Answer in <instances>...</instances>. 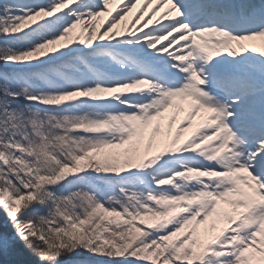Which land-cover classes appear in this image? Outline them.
I'll return each mask as SVG.
<instances>
[{
    "label": "snow or ice",
    "instance_id": "snow-or-ice-1",
    "mask_svg": "<svg viewBox=\"0 0 264 264\" xmlns=\"http://www.w3.org/2000/svg\"><path fill=\"white\" fill-rule=\"evenodd\" d=\"M0 210L22 264H264V0H0Z\"/></svg>",
    "mask_w": 264,
    "mask_h": 264
},
{
    "label": "trees",
    "instance_id": "trees-1",
    "mask_svg": "<svg viewBox=\"0 0 264 264\" xmlns=\"http://www.w3.org/2000/svg\"><path fill=\"white\" fill-rule=\"evenodd\" d=\"M22 251H24L23 245L20 242H14L6 251H0V264H22L25 258L20 255Z\"/></svg>",
    "mask_w": 264,
    "mask_h": 264
},
{
    "label": "rangeland",
    "instance_id": "rangeland-1",
    "mask_svg": "<svg viewBox=\"0 0 264 264\" xmlns=\"http://www.w3.org/2000/svg\"><path fill=\"white\" fill-rule=\"evenodd\" d=\"M0 232H3L9 236L12 235V228L7 223V218L2 210H0ZM19 242V241H16Z\"/></svg>",
    "mask_w": 264,
    "mask_h": 264
}]
</instances>
